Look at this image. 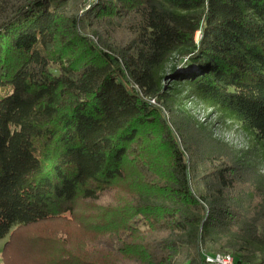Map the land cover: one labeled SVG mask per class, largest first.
<instances>
[{
	"label": "trees",
	"instance_id": "trees-1",
	"mask_svg": "<svg viewBox=\"0 0 264 264\" xmlns=\"http://www.w3.org/2000/svg\"><path fill=\"white\" fill-rule=\"evenodd\" d=\"M263 165L264 0H0V264H264Z\"/></svg>",
	"mask_w": 264,
	"mask_h": 264
},
{
	"label": "rangeland",
	"instance_id": "rangeland-1",
	"mask_svg": "<svg viewBox=\"0 0 264 264\" xmlns=\"http://www.w3.org/2000/svg\"><path fill=\"white\" fill-rule=\"evenodd\" d=\"M198 37H199V32L196 33V37L195 38L197 39ZM181 68L182 67L179 66V69H181ZM186 101L187 100H185V99L183 100L185 108L188 109V110H191V108L195 104L191 100L188 103ZM150 102L153 103V104L155 103V101L153 99H151ZM202 122H206V121H202ZM207 123L208 124H213V123L215 124L213 118L212 119H208ZM214 126L215 127H213V128H214L216 136H218L220 138H222V137L225 138L227 141L232 142V144L236 145L238 148H243L245 146L246 139H245L244 135L239 130L237 131L236 129H231L229 127L221 126L220 124H216ZM263 169H264V165H263ZM3 243H4V239L2 238V239H0V251H1V248L3 246ZM0 262H1V259H0Z\"/></svg>",
	"mask_w": 264,
	"mask_h": 264
},
{
	"label": "built area",
	"instance_id": "built-area-1",
	"mask_svg": "<svg viewBox=\"0 0 264 264\" xmlns=\"http://www.w3.org/2000/svg\"><path fill=\"white\" fill-rule=\"evenodd\" d=\"M186 102L188 103L190 100H187ZM207 111L208 110L202 108L199 104H195L190 110L199 122L206 121L205 117ZM204 258L206 264H237L233 255L228 253L207 254Z\"/></svg>",
	"mask_w": 264,
	"mask_h": 264
}]
</instances>
